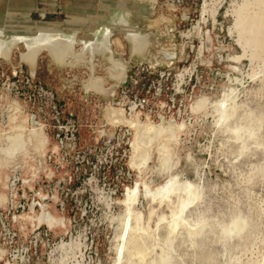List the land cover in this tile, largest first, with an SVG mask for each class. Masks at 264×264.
<instances>
[{"label":"rangeland","instance_id":"rangeland-1","mask_svg":"<svg viewBox=\"0 0 264 264\" xmlns=\"http://www.w3.org/2000/svg\"><path fill=\"white\" fill-rule=\"evenodd\" d=\"M120 1L105 0L102 22L110 10L128 6L134 13L132 23L166 35L163 42L155 37V43L176 53L169 67V85L177 94L172 115L161 121L139 119L138 114L125 118L153 126L171 123L180 130L141 148L139 153L149 156L134 169L130 159L135 132L130 126H117L131 131L130 152L127 159H114L109 168L111 159L104 160L109 146L100 131H118L108 122V111L105 115L108 103L84 93L85 69L62 70L42 55L36 77L58 94L62 117L72 114L77 119L80 143L74 151H62L50 130V110L39 99L29 102L0 94V132L10 104L18 102L29 124L36 123L46 140L51 139L48 151L37 155L29 150L35 157L27 155L24 139L0 146L1 163H7L0 167V191L5 189L8 197L0 205V264H264V0H187L183 6L172 0H127L118 7ZM183 11L187 19L181 18ZM81 13L74 12L78 17ZM26 16L1 11L0 28L11 33L30 27L28 18L36 27L39 22L65 24L71 18L48 6ZM96 21L69 25L64 32L79 30L80 38H88ZM128 51L124 44L118 53ZM14 55L13 64L28 73L19 52ZM106 66L102 63L97 74L104 76ZM74 76L77 81H72ZM228 96L232 100L227 103ZM200 100L206 105L198 110ZM164 145L170 155L166 171L158 162ZM10 155L19 161L7 160ZM142 174L152 190L172 180L176 190L153 201L139 185L133 212L147 227L136 242L146 252L140 263L125 251L118 257L117 248L127 191Z\"/></svg>","mask_w":264,"mask_h":264},{"label":"bare ground","instance_id":"bare-ground-1","mask_svg":"<svg viewBox=\"0 0 264 264\" xmlns=\"http://www.w3.org/2000/svg\"><path fill=\"white\" fill-rule=\"evenodd\" d=\"M127 2V0L118 2V7L124 6ZM117 10L118 11L112 13L111 16L107 18L108 23H103L101 27L90 30V39L80 38L79 30H74L70 34L64 32L69 25L84 23L82 17H71L69 21L61 25H45L39 22L35 23L37 25L36 27L31 25L32 21L28 18L29 15H27L26 18H28L27 20L30 23V27L25 28L26 30L24 31H13L9 33L6 29L0 28V59L12 62L15 57L14 54L18 51L20 60L29 65L34 74L37 60L44 53H46L54 63L62 66L71 65L72 67L83 64L85 62V57L89 55L91 76L88 82L84 84V88L88 92L94 91L100 94L104 97V100L108 102L105 115L108 111L107 119L113 127L126 125L134 130L135 140L132 145L133 157L130 159V166L134 169H138L140 165L146 163L147 157L149 156L140 154V149L143 147H147L148 149V146L152 142L156 140L160 141L163 135L172 137L173 132L175 130H180V127L174 124L171 125V123L168 127L162 126V124L161 126H153L150 123L143 124L137 119H135L134 123L128 122L123 110L117 111L109 109L114 108L113 104L109 101L115 97L117 82H120L124 78L127 65L114 58L115 49L122 48L123 45L120 39L113 41V35L115 32L122 33L123 39L131 45L132 55L144 56L143 54L147 51L146 35H144L143 29L132 23L134 17L132 9L127 6L121 7V9L118 8ZM78 46L82 47L79 51H77ZM20 47L25 49L24 52L20 51ZM99 54L107 58L112 64L110 76L111 79L116 82L114 85H109L104 78L96 76L95 74L96 67L94 60ZM167 54V60H160L159 63L162 64L165 62L168 66H171L174 57H176V53L170 52ZM231 100L230 96L226 98L227 103L231 102ZM205 105L206 100H200L196 104V108L201 110ZM20 109V103L15 102L10 104L7 124L0 132V146L9 144L7 142L12 139H24L28 144V148L26 149L28 151L27 155L29 154V156L35 157V155L29 152L30 149H33L37 155L43 151H48L49 140H46L47 137L43 129H40L36 123L31 126L28 117L24 115ZM135 117L139 118L138 115ZM166 142L168 141L166 140ZM162 151L163 153H160L158 162L161 168L166 171L170 168L169 154L167 152L168 148L164 145ZM13 156H8L7 160H10L12 163L18 162L20 158L17 157V155L15 157ZM1 161L2 160H0V167L5 168L7 163L5 164L4 162V164H2L3 162L1 163ZM140 177V182L135 188L132 187V190L127 191L126 201L123 203L126 209V217L122 224L120 245L117 248V252L118 257H120L125 251L129 259L136 257L141 263L146 252L137 248L136 242L147 231V227L142 226L138 216L133 212V205L136 203L139 185L143 187L145 197L156 201L168 198V195L176 190V183L172 180L152 190V186L143 181V174ZM6 179V181H8L9 176ZM7 200L8 197L4 189L0 191V205H5Z\"/></svg>","mask_w":264,"mask_h":264},{"label":"built area","instance_id":"built-area-1","mask_svg":"<svg viewBox=\"0 0 264 264\" xmlns=\"http://www.w3.org/2000/svg\"><path fill=\"white\" fill-rule=\"evenodd\" d=\"M172 3L176 6H183L187 4V0H172ZM171 76L172 72L168 69L157 68L154 70L146 64L137 65L130 71L127 83L119 88L114 107L123 109L126 118L135 114L140 115L139 119L147 116L154 118L157 115H172L176 107L175 96L177 94L174 93V86L169 85ZM172 92L173 94H171ZM0 94H10L14 98L29 102L39 99L43 107L50 110V130L53 131L59 148L65 152L68 149L74 151L79 145L81 128L77 119L70 116L64 119L62 105L57 99V94L44 87L38 80H32L27 75L14 78L0 63ZM175 114L179 116L180 110L178 109ZM48 127L47 131L49 132ZM117 131L114 141L105 151L104 160L111 159V162L108 163L109 168L113 166L114 159L124 160L129 157L131 131L125 127H118ZM19 178L17 183L20 182Z\"/></svg>","mask_w":264,"mask_h":264},{"label":"water","instance_id":"water-1","mask_svg":"<svg viewBox=\"0 0 264 264\" xmlns=\"http://www.w3.org/2000/svg\"><path fill=\"white\" fill-rule=\"evenodd\" d=\"M111 9V8H110ZM112 13H115V12H112L111 10H110V16H111V14ZM43 16V15H42ZM44 17V16H43ZM182 19H187L188 18V16L185 14V11H183V13H182V17H181ZM44 19V18H43ZM104 22H97L96 23V27H94L95 29L97 28V27H101V24H103ZM105 23H108L107 22V20H105ZM138 27H140V28H142L143 29V32H144V35H146V41H147V51L143 54L144 56H139V55H132V52H131V45L129 44V43H127L124 39H123V35H122V33H120V32H115V34L113 35V37H112V40L114 41V40H117V39H115L116 37H117V35L118 36H121L120 38H118V39H120V41H121V43H122V45L124 46V44H127V46H128V55H121V54H119L118 53V50L119 49H121V48H117V49H115V54H114V58L116 59V60H120V61H122V62H124V63H126L127 65H126V71H125V74H124V78L120 81V82H117V87H116V93H115V97L113 98V99H111V102L110 103H112V104H114L115 102H116V100H117V93H118V90H119V88L122 86V85H124L125 83H127V81H128V77H129V73H130V71L133 69V68H135L137 65H143V64H146V65H148L150 68H152V69H157V68H164V69H168V70H170V66H168L167 65V63H165V62H163L162 64H160L159 63V61H160V58H163L162 60H167V56H168V54L167 53H170V52H167V51H165V50H163V48H162V46L161 45H157L156 43H155V41H156V38L155 37H157V40L158 41H160V42H163L164 40H166V35H154V34H152V33H149V32H147V30L146 29H144L143 27H141V23L140 24H136ZM94 30V29H93ZM91 38V34H90V32H89V35H88V38H85V39H90ZM21 48V47H20ZM23 48V47H22ZM82 47H80V46H78L77 47V51H79L80 49H81ZM123 48V47H122ZM24 48H23V52H24ZM18 52V51H17ZM150 53H153V55H150ZM42 55H46L48 58H49V60H50V62H51V65H53V66H56L57 68H59V69H62V70H64L65 68H69V69H72V70H74V69H78V70H82V69H85L86 70V72H87V79H85L83 82H82V89H83V91H84V93L86 94V95H88V94H93V95H95V96H99L100 98H102V100L104 101V102H106L105 100H104V97L103 96H101L100 94H98V93H96V92H94V91H87L85 88H84V84H86L87 82H88V80H89V78H90V76H91V69H90V65H91V63H89V55H87L86 57H85V62L83 63V64H80V65H78V66H74V67H72L71 65H67V66H62V65H59V64H56V63H54L51 59H50V57L46 54V53H44V54H42ZM41 55V56H42ZM41 56L39 57V59L37 60V64H36V68H35V70H34V74H33V71H32V69H31V67L29 66V65H27L25 62H22L21 60H20V63H24L28 68H29V72L28 73H24V70L22 69V67L21 66H15L14 64H13V61L12 62H8V61H6V60H1L0 59V61L1 62H3L4 63V65L6 66V70H7V72L10 74V75H12L14 78H17L18 76H22V75H27V76H29L32 80H38L37 79V77H36V71H37V67H38V61L40 60V58H41ZM19 58H20V55H19ZM176 59V57H174V59H173V61ZM94 63H95V67H96V71H95V74H96V76H100V77H102V78H104L106 81H107V83L109 84V85H114L116 82H115V80H113V79H111V76H110V71H111V68H112V64L110 63V61L107 59V58H105V57H103V56H101L100 54L98 55V56H96V59L94 60ZM102 63H104V64H106L107 66L105 67V75L104 76H102V75H98L97 74V71H98V69L101 67V64ZM173 63V62H172ZM172 65V64H171ZM9 66H10V68L11 69H9ZM171 71V70H170ZM78 80V77L77 76H74V80H72V81H77ZM69 82H71V80L69 81ZM107 86V85H106ZM57 94V93H56ZM108 103V102H107ZM114 106V105H113ZM71 117H73L72 115H71ZM154 118H156V119H160V121H161V119L163 120V118H164V116L163 115H157L156 117H154ZM149 119H151V118H149ZM174 121V120H173ZM175 122V121H174ZM118 129V127L117 128H115V130H117ZM100 134L104 137V138H107V142H106V147H108L110 144H111V142L112 141H114V139H115V135H109L108 133H106V131H105V129H103L102 131H100Z\"/></svg>","mask_w":264,"mask_h":264},{"label":"crops","instance_id":"crops-1","mask_svg":"<svg viewBox=\"0 0 264 264\" xmlns=\"http://www.w3.org/2000/svg\"><path fill=\"white\" fill-rule=\"evenodd\" d=\"M62 1L64 2L65 0H58V2L57 0H0L2 6L0 7V12L26 13L27 15L30 13V15H33L40 7L48 6L53 12L57 13L61 10L66 12L70 17H75L74 12L81 11V17L84 21H90V19L94 21L96 19V23L102 22L101 18L106 12L105 0H80V3L78 2L79 0H67L66 5H63ZM38 80L41 81L40 79ZM68 115L71 116L72 114Z\"/></svg>","mask_w":264,"mask_h":264}]
</instances>
